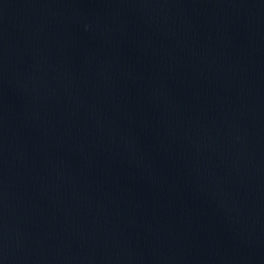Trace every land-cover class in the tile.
Masks as SVG:
<instances>
[{
	"label": "water",
	"instance_id": "water-1",
	"mask_svg": "<svg viewBox=\"0 0 264 264\" xmlns=\"http://www.w3.org/2000/svg\"><path fill=\"white\" fill-rule=\"evenodd\" d=\"M0 264H264V0H0Z\"/></svg>",
	"mask_w": 264,
	"mask_h": 264
}]
</instances>
